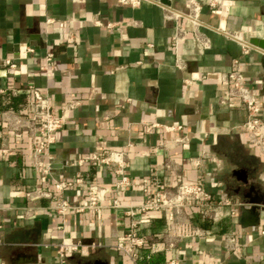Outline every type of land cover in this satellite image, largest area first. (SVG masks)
Here are the masks:
<instances>
[{"label": "crops", "instance_id": "1", "mask_svg": "<svg viewBox=\"0 0 264 264\" xmlns=\"http://www.w3.org/2000/svg\"><path fill=\"white\" fill-rule=\"evenodd\" d=\"M201 2L193 24L169 16V8L187 11L188 0H0V264H163L172 256L180 264H264V203L258 225L239 222L245 193L264 198V152L243 126L245 104L222 81L239 69L264 119V50L252 44L244 53L227 35L263 36L264 0ZM48 50L54 64L42 69ZM29 84L49 94L54 112L67 108L43 160L48 171L34 163ZM110 149L126 153L128 186L116 188L112 167L91 157ZM75 176L83 181L55 192V179ZM90 180L108 189L101 209L59 214L51 206L54 197L77 202ZM180 180L201 182L211 200L188 202L173 221L166 210L138 212L150 218L136 224L145 242L135 258L118 249L133 217L113 198L137 208ZM62 238L79 248L61 257Z\"/></svg>", "mask_w": 264, "mask_h": 264}, {"label": "built area", "instance_id": "2", "mask_svg": "<svg viewBox=\"0 0 264 264\" xmlns=\"http://www.w3.org/2000/svg\"><path fill=\"white\" fill-rule=\"evenodd\" d=\"M122 3H129L133 6L138 5L141 0H119ZM211 6L219 7L222 5V0H206ZM202 7L201 0H188V10L178 11L169 8V16H183L190 20L193 24H199L201 22L199 13ZM50 18L47 19L49 21ZM99 22V20H95ZM227 35L240 42L243 52L247 53L252 44L248 42L238 32H227ZM174 43L180 38V34L176 32L173 35ZM75 40V34H69L66 36V41ZM29 49L32 50L31 47ZM263 50V49H262ZM10 66H15V62L10 59L5 60ZM236 61V60H235ZM54 64V54L51 50H48L44 54V63L41 65L42 69L52 68ZM222 81L227 85V96L239 98L246 106L247 117L243 122V126L248 133L250 141L257 144L259 148L264 152V119L261 116L262 106L259 97L250 89L245 81L243 73L239 69H231L222 76ZM28 94V104L31 110V118L35 120L39 131V137L33 140L32 149L34 153L35 165L43 171H48L49 167L44 165L43 160L46 156V151L50 144L55 141L56 132L64 124L66 115L64 110L54 112L52 110V104L50 96L46 91L39 89L38 87L29 84L25 88ZM68 107L73 106V100H70L67 104ZM147 124L146 127L152 126ZM167 128L181 127V125H168ZM185 135L177 137V141L185 139ZM91 157L97 161L103 162L106 165L112 167L114 172L118 175V179L115 181V187L120 188L128 186L131 183L130 176L125 172L126 165V153L124 150H101L93 151ZM83 179L79 176L69 178L55 179L53 182L55 192H61L67 188L74 187L79 184ZM107 188L98 184L95 180L87 182L86 190L84 194L80 196L77 202L73 203L65 198L54 197L51 206L59 214H64L68 209H74L75 211L83 210H99L103 204V198L107 192ZM41 190H37V192ZM32 193L28 191L27 194ZM38 193V194H39ZM50 195V192H43ZM212 195L206 190L204 185L199 181H184L180 180L174 187H163L156 189L153 193L148 194L138 207L135 208L129 204H122L117 198H113L112 205L116 207H123L126 214L131 215V227L125 232V237L122 240L117 241L116 247L126 254L135 258L137 255V249L145 242L143 235H139L136 232V224L139 222H148L150 218L146 216L137 217L138 212L147 213L152 210H166L168 212L169 220L176 219L179 212L188 202H196L199 204H206L211 200ZM228 203L229 199H225ZM177 234L183 235L188 232L184 230V227L178 226ZM196 229L194 230V232ZM260 232L264 235V229ZM80 246L78 241H71L68 238H62L57 245V252L61 257H65L68 253L77 250ZM151 251L158 249L157 244L153 242L150 246ZM163 264H180L179 259L175 256L168 258Z\"/></svg>", "mask_w": 264, "mask_h": 264}, {"label": "water", "instance_id": "3", "mask_svg": "<svg viewBox=\"0 0 264 264\" xmlns=\"http://www.w3.org/2000/svg\"><path fill=\"white\" fill-rule=\"evenodd\" d=\"M163 4H170L171 0H160ZM250 43L256 45L264 50V34L261 37H254L250 39ZM264 64V58H262ZM242 172V176L239 177L243 182L250 184V180L247 177V173L243 169H239ZM248 199L241 203L239 206L240 216L239 222L245 226H255L259 224V211L264 203V198L262 195L252 197L249 194H244Z\"/></svg>", "mask_w": 264, "mask_h": 264}]
</instances>
